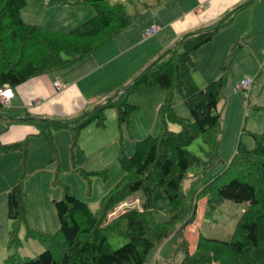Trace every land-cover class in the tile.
I'll return each mask as SVG.
<instances>
[{"label":"trees","instance_id":"16d2710c","mask_svg":"<svg viewBox=\"0 0 264 264\" xmlns=\"http://www.w3.org/2000/svg\"><path fill=\"white\" fill-rule=\"evenodd\" d=\"M256 1L246 0L215 22L185 33L103 104L91 106L81 114L39 118L0 113V119L6 123L35 124L39 129L36 136L45 137L57 154L54 130L71 133L73 151L79 145L81 132L93 123L105 128L106 110L115 108L121 145L119 163L124 173L96 212L70 186L63 185V197L53 201L58 232H37L27 226L28 139L2 145L0 158L19 151L23 165L17 185L8 192L10 246L20 244L19 232L26 226L27 238L36 239L45 247L35 258L23 259L14 254L3 264H146L149 254L171 238L176 252L184 255L182 264H264V132L251 134L255 140L253 148L240 142L231 161L219 170L223 160L219 154L222 115L218 108L226 96L229 62L222 75L205 88H199L193 78L201 50ZM26 4V0H0V86L12 88L15 94L17 88L32 79L80 65L132 25L125 4L83 0L79 4L95 7L97 14L71 31L53 30L26 22L22 17ZM238 52L239 49L235 50L230 57ZM143 85L160 87L169 95L159 110L158 134L138 141L135 153L129 156L123 147L122 133L137 109L129 99L140 93ZM175 92L181 94L190 118L177 114ZM169 124H177L181 130L171 131ZM198 139L209 149L205 159L189 149ZM72 159L75 160L74 155ZM193 168L198 172L191 176ZM108 174V170L88 173L103 178ZM138 192L143 194L139 207L125 204L127 208L118 216L127 223L128 242L113 249L106 225L108 216ZM201 199H206L211 209L226 201L248 206L230 241L200 235L196 250L191 253L186 231L197 219ZM156 214L164 217L156 219Z\"/></svg>","mask_w":264,"mask_h":264},{"label":"rangeland","instance_id":"374dc122","mask_svg":"<svg viewBox=\"0 0 264 264\" xmlns=\"http://www.w3.org/2000/svg\"><path fill=\"white\" fill-rule=\"evenodd\" d=\"M175 1L177 0H109L112 4L119 2L126 5L127 12L132 16V27L136 30L135 34L137 36L143 35V39L150 41L145 46L155 44L156 36L160 34L159 32L154 37L147 38L146 33L149 26L152 23L159 24L160 22L156 18L162 17H159L158 14L162 12L163 8ZM186 1L182 0L181 5H184ZM26 3L23 10V19L26 22L34 25L58 22L59 29L64 30H72L91 19L92 17L83 19V15L89 8L97 12L93 6L65 7L55 3L50 6L45 0H26ZM77 16V20L65 24L66 21ZM236 20L233 29H231L233 31L226 33L228 35H220L225 37L215 39V45H212L211 52L205 53L198 60L199 65L197 64V67L199 66V68L193 72V78L197 85L200 88H205L218 78L221 70L226 66V63L222 64L221 68H218L220 69L218 74H215L214 71L217 68H210V64H214L210 54H215L220 59L227 44H229V51L232 49V53L239 48L242 51L240 59L236 56L229 57L226 96L218 108L222 115L219 154L223 160V163L218 167L219 170L224 167V163L231 161L240 142L248 149L253 148L255 140L251 134L264 132V106L261 105L262 98L260 104L258 100L260 93L253 99L249 98V93L234 92L237 81L250 78L244 76L251 71L250 62L253 55L251 50L260 49L264 44V1L261 5L254 6L251 11L241 13ZM260 52L263 53L264 50H260ZM220 63L222 62L220 61ZM209 77L212 79L206 82ZM241 77L243 79H240ZM147 88L149 87L143 85L140 93L133 94L129 99L130 103L137 107L132 114L129 125L124 127L122 133L123 147L129 156L135 153L138 141L150 135L158 134L160 129L159 110L169 95L168 91L160 87L149 88L153 91L152 93L143 91V89L148 90ZM157 94L159 95L157 96ZM174 101L177 114L184 118H190L191 113L179 92H175ZM0 113L16 115L18 112L12 107L7 108L0 104ZM106 116V129L101 130L96 123L87 126L81 134L78 147H75L73 151L71 133L67 130H54L57 154L45 137L36 136L39 129L35 124L15 122L13 124L8 123V125L0 122V147L28 139L29 165L28 178L25 182L29 205L28 228L42 233L55 234L58 232L59 222L53 201L63 197V185L70 186L71 191L79 199L88 202L92 211L96 212L104 197L122 180L124 173L119 163L121 145L117 140L119 137L117 110L115 108L107 109ZM169 126L171 131L178 132L181 130L177 124H169ZM111 135H113V143L99 157H92L90 162L87 158L91 154L90 151L98 145L101 136L111 138ZM189 149L203 159L206 158V152L209 150L200 139L195 141ZM72 155H74L75 160L72 159ZM22 166V154L19 151L9 152L0 158L1 264L14 254L25 259L35 258L45 251V247L38 240L27 238L26 226H22L19 232L20 244L10 246L12 223L8 219V192L17 185L23 170ZM103 170L109 171L107 178L88 175L89 172ZM197 172L198 169L193 168L190 170V175L193 176ZM189 184L190 181H187L186 185L189 186ZM142 196V192L130 196L109 214L106 225L110 232L109 243L111 248L119 249L128 242L126 236L127 223L118 216L127 208L124 207L125 204L128 207H139ZM247 206V203L226 201L217 208L211 209L208 207L206 199H201L198 202L197 219L188 226L186 231V238L190 243V252L194 253L196 250L200 235L230 241ZM155 216L156 219L164 217L162 214ZM183 259L184 255L176 252L174 239L171 238L149 254L146 264H182Z\"/></svg>","mask_w":264,"mask_h":264},{"label":"crops","instance_id":"0c3cea01","mask_svg":"<svg viewBox=\"0 0 264 264\" xmlns=\"http://www.w3.org/2000/svg\"><path fill=\"white\" fill-rule=\"evenodd\" d=\"M45 1L49 3L50 6H53L52 4L54 3L65 7L90 6L86 4H79V2H82L83 0H59L57 2L54 0ZM245 1L246 0H187L184 5H181L182 0H177L173 4L168 5L166 8L161 10L162 12L158 14V16L162 18H156L158 22H160L159 24L152 23V25L149 26V28L152 26L160 28V34L156 36L157 38L155 39V44L145 46V44L150 41L143 39V35L137 36L135 34V28L131 25V27H129L123 35L109 42L99 52L80 65L51 75L32 79L17 88L16 97L11 107L16 109L18 113L12 116L70 118L81 114L89 107L98 103L103 104L107 97L112 96L124 84L129 83L151 63L157 60L162 53L178 41L182 35L191 30L215 22L224 14L235 9ZM263 1L264 0H257L248 9L242 11L241 13L251 11L254 6L261 5ZM96 13L97 12H95V10L89 8V10L85 12V15H83V19L93 18ZM241 13L235 17L234 23L230 27L222 30L215 37V39H219L218 37H225L220 35H228L226 33L233 31L231 29H233L235 22L237 21L236 19ZM77 18L78 16L71 18L69 21H66L67 23L65 24H68L73 20H77ZM40 26L49 27L53 30L59 31H71L64 30L62 28L59 29L58 22L53 24H43ZM214 41L206 45L201 50L199 58L195 61L196 70L199 68V66L197 67V64L199 65L198 60L202 58L205 53L208 54L211 52L212 45H215ZM231 50L229 51V44H227V46L223 49L220 59H218L215 54H210L211 59L214 61V64H210V68H217L216 71H214L215 74H218L220 71L218 68H221L220 66H222V64H227L232 53ZM260 50H264V44L260 47V49L251 50L253 54L250 62L251 71L246 73L244 77L253 78V85L249 92V98L254 99V97L260 93L258 100L260 104V99L262 98L261 105L263 107L264 52L261 53ZM241 53L242 51L239 48V52L236 55L238 59L242 57ZM220 61L222 63H220ZM222 73L223 69L218 75V78L222 75ZM211 79L212 78L210 77L207 78L206 82H209ZM240 79H243V77ZM58 81L64 86L62 91H58L54 86L55 82ZM147 89L148 90L143 89V91L148 93L153 92L149 90V88ZM158 95L159 94H157V96ZM38 101H40V103H36ZM0 122L3 124L6 123L2 119H0ZM21 123L31 124L28 122ZM100 129L104 130L106 128ZM112 140L113 135H111V138L101 136V140L98 142V145L92 149L93 151H90L91 154L87 159L91 162L92 157H99L100 154L113 143ZM84 149L86 150V148Z\"/></svg>","mask_w":264,"mask_h":264},{"label":"built area","instance_id":"2783aa9c","mask_svg":"<svg viewBox=\"0 0 264 264\" xmlns=\"http://www.w3.org/2000/svg\"><path fill=\"white\" fill-rule=\"evenodd\" d=\"M160 31V28L157 26H152L147 30L146 37L151 38L157 35ZM253 85V80L251 78H245L240 82H237L234 87V92L236 93H249ZM55 88L58 91H62L64 86L61 82H55ZM16 97L15 91L10 87H2L0 86V104L3 106L10 108L12 103ZM40 103V101L36 102Z\"/></svg>","mask_w":264,"mask_h":264}]
</instances>
